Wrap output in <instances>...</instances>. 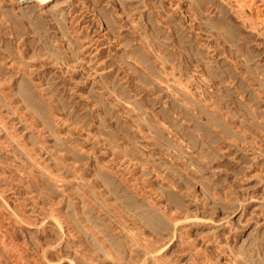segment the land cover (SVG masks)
Masks as SVG:
<instances>
[{
    "label": "rangeland",
    "instance_id": "374dc122",
    "mask_svg": "<svg viewBox=\"0 0 264 264\" xmlns=\"http://www.w3.org/2000/svg\"><path fill=\"white\" fill-rule=\"evenodd\" d=\"M0 264H264V0H0Z\"/></svg>",
    "mask_w": 264,
    "mask_h": 264
},
{
    "label": "bare ground",
    "instance_id": "6f19581e",
    "mask_svg": "<svg viewBox=\"0 0 264 264\" xmlns=\"http://www.w3.org/2000/svg\"><path fill=\"white\" fill-rule=\"evenodd\" d=\"M14 1H16V2H21V1H23V0H14ZM39 4H46V2H48V1H50V0H36ZM106 185V184H105Z\"/></svg>",
    "mask_w": 264,
    "mask_h": 264
},
{
    "label": "water",
    "instance_id": "95a60500",
    "mask_svg": "<svg viewBox=\"0 0 264 264\" xmlns=\"http://www.w3.org/2000/svg\"><path fill=\"white\" fill-rule=\"evenodd\" d=\"M24 1L29 2V1H35V0H24Z\"/></svg>",
    "mask_w": 264,
    "mask_h": 264
}]
</instances>
